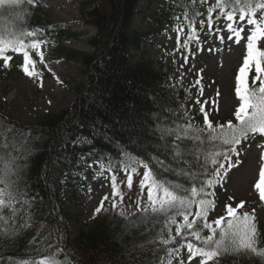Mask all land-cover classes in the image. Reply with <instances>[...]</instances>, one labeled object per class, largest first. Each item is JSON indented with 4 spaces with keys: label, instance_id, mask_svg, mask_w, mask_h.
Returning a JSON list of instances; mask_svg holds the SVG:
<instances>
[{
    "label": "trees",
    "instance_id": "1",
    "mask_svg": "<svg viewBox=\"0 0 264 264\" xmlns=\"http://www.w3.org/2000/svg\"><path fill=\"white\" fill-rule=\"evenodd\" d=\"M139 1L87 0L80 4V20L96 30L89 41V54L64 47V42L75 35L47 22L36 0L32 5L24 0L15 8L0 10V33L13 32L25 21L28 30H35L45 45L53 47L55 59L81 63L87 82L71 106L32 125L0 114V128L12 129L0 138V168L9 161L15 168L9 183L0 185L5 193L10 187L15 194L11 207L0 216V264L40 261L49 255H56L60 264H161L166 257L169 246L160 243L167 229L163 218L157 224L142 222L144 214L139 211L126 216L103 213L75 236L61 224V181L78 171L80 159L89 164L110 162L115 171L131 170L136 161H148L150 155L164 158L165 146L175 135H167L168 129L192 124L186 108L190 88L174 79V71L162 64L136 61L133 57L132 53L140 50L149 36L134 29ZM185 13L194 24L200 4L176 0L175 5H168L155 21L157 32L164 31L171 22L181 23L189 31ZM6 54L12 56L11 51ZM36 69L39 72L38 64ZM186 143L191 146V141ZM204 150L211 153L215 149L205 144ZM218 159L224 162L222 157ZM164 175L184 182L172 173ZM214 187L207 191L212 193ZM3 198L9 204L8 195ZM207 199L213 200L212 195ZM37 200L45 205L38 215L49 231L31 239L28 226ZM255 220L257 248L264 249V225L262 220ZM216 260L217 264H264V258L254 254L231 251Z\"/></svg>",
    "mask_w": 264,
    "mask_h": 264
},
{
    "label": "rangeland",
    "instance_id": "2",
    "mask_svg": "<svg viewBox=\"0 0 264 264\" xmlns=\"http://www.w3.org/2000/svg\"><path fill=\"white\" fill-rule=\"evenodd\" d=\"M36 1L42 6L47 22L76 35L64 43L66 48L85 53L91 52L89 41L94 36L95 30L85 26L79 20L78 14L80 4L87 0ZM191 1L202 3L201 0ZM173 3L175 0H140L134 29L149 36L143 41L142 50L133 52V57L136 61L162 64L164 68L174 71V79L181 80L183 86L190 88L186 108L193 125L205 127L203 113L199 111L202 104L214 126L218 123L226 124L230 119L236 123L234 112L239 101L235 95V77L246 55V40H241L240 44L227 40L228 34L224 30L226 22L223 17L219 20L213 17V32L209 33L204 12L196 23L199 41L193 40L189 43L188 49L181 47L177 51L176 30L182 26L173 25L165 32L159 33L155 23L166 5ZM214 3L215 0H207V3H202L203 8H209ZM200 20L205 21L203 30L200 28ZM217 26L222 29L219 34L225 37L223 43L216 38L217 33L214 30ZM245 26L246 30L251 27ZM182 28L184 31L180 36L181 45L188 36V31ZM29 51L38 63L42 74L40 76L29 77L23 72L22 53H12L14 60L11 66L5 67L0 60V114L11 115L22 123L32 125L47 115H56L71 106L86 84V73L81 63L53 59L51 48L45 44H42L40 49L44 56L43 63L34 50ZM186 55L187 63L184 62ZM254 75L253 71L249 80ZM196 80H200L199 85H196ZM197 99L201 103H196ZM204 101L208 103L204 104ZM238 147H240V150H237L239 155L232 156L234 167L223 175V179L215 185L212 192L215 208L209 214V221L221 215L226 216L225 205L236 206L243 201L239 199L241 196H237L238 192H249L254 189L257 194L256 199L244 204V208L239 209L238 213L249 211L255 218L262 220L264 225V201L259 199V192L255 187L259 181L260 168L263 166L261 154L264 153V136L260 134L250 136L248 140H242L236 148ZM224 164L227 168L228 162L225 161ZM104 166L95 162L89 164L86 160L80 159L77 164L78 171L70 173L67 179L61 181L63 210L61 224L72 235L86 231L92 221L102 213L112 215L123 212L126 216L137 211L138 200L141 206L146 201L147 189L145 188L141 193L139 186L144 172L142 166L134 165L136 173L133 174V185L130 189L127 186L125 169L117 171L112 169L110 173L106 169L101 170ZM112 174L116 175L117 184L124 197L122 202L119 197L115 198L118 205L116 209L111 207ZM106 195L109 199L104 201L103 208L97 212L96 209L100 208V202ZM44 206L43 202L37 200L31 209L32 218L28 226L31 239L49 231L38 215ZM182 219L178 218L177 221L182 222ZM189 219L191 220L192 217ZM171 235L175 236V225L172 226ZM207 235H210V232L203 229V236ZM169 238L166 229L161 239ZM167 246L174 247L172 243ZM187 255L186 248H182L180 257L174 258L172 264H179L180 259H184L185 264H188ZM199 259L201 258H196ZM161 264H167V257ZM208 264H217V260L214 258Z\"/></svg>",
    "mask_w": 264,
    "mask_h": 264
},
{
    "label": "snow or ice",
    "instance_id": "3",
    "mask_svg": "<svg viewBox=\"0 0 264 264\" xmlns=\"http://www.w3.org/2000/svg\"><path fill=\"white\" fill-rule=\"evenodd\" d=\"M28 5H32L34 0H26ZM207 3V0H201ZM24 3V0H0V10L5 8H15ZM219 10L217 20L223 17L227 40L240 44L241 40H246V55L243 63L239 67L235 77V95L239 101L235 109V121L230 119L226 124H216L209 119V113L203 104L199 111L203 113V124L201 128L191 123L187 125H177L174 129H168L167 135H174V139L165 146L164 158L160 155H150L148 161L140 159L137 164L144 168L142 179L139 182L141 193L147 189V197L143 206L140 201L136 203V209L142 212V222L149 223L155 221L160 223L163 218L164 226L167 227L169 239H161L160 243L164 246L170 243L176 247L166 249L167 264H172L174 258L181 255V249L186 248L188 264H208L209 261L220 256L225 252H233L242 255L254 254L264 258V249L257 248L258 229L255 216L249 211L238 213L239 209L244 208L241 201L236 206L225 205L226 216H218L209 221V212L215 208V202L207 199L212 195L208 189L213 188L226 175L228 170L234 167L232 156H238L236 146L242 140H248L250 135L260 134L264 136V0H215L214 5L207 9V28L209 33L213 32V13ZM238 13V19H237ZM258 13L260 14L258 16ZM200 15V13H196ZM179 19V17H177ZM187 21L189 33L180 43V36L184 29L177 28V51L181 47L188 49L189 43L193 40L199 41L197 30L193 21L188 19L187 13L184 15ZM205 21L200 20V28L203 30ZM251 26L247 28L246 26ZM216 38L224 42V35H220L222 29L217 26ZM45 41L35 30H28L25 21H22L13 32L0 33V60L7 67L12 56L7 55L9 51L23 54V72L29 77L42 75L36 69L37 61L30 55V49L34 50L39 56L41 63L44 61L43 52L40 51ZM188 56H184L187 63ZM254 71L255 75L251 78L250 74ZM257 82H259L257 86ZM200 80H196V85ZM195 87V85H194ZM203 94V88H200ZM196 103H201L199 99ZM208 101H204L207 104ZM12 129L7 131L0 128V138L5 137ZM164 138L163 136L161 137ZM191 141V146L186 143ZM205 144H211L215 149L211 153L204 150ZM5 147L7 144L5 143ZM222 157L225 164L218 158ZM3 156H0V160ZM209 164L212 167H209ZM91 167V165H89ZM112 172L111 163L106 164L101 170ZM223 170V174H222ZM15 173L14 164L9 161L0 168V185L9 183L8 177ZM127 175V186L130 189L133 185V174L136 168L129 171L125 168ZM172 173L180 178L178 182L168 179L164 174ZM111 196L113 202L111 207L117 208L116 197L122 202L124 197L116 181V175H111ZM259 192V199L264 201V166L259 171V181L255 185ZM9 197V204H5L4 195ZM15 199V194L11 188L5 193L0 188V216L4 214L5 208L11 207V201ZM109 196H105L100 202L99 212L103 208L104 201ZM231 199V198H230ZM195 206V212L192 211ZM124 213L121 212V216ZM182 217V222H178L176 217ZM189 217H192L190 220ZM175 225V236L171 235L172 226ZM215 225V226H213ZM207 229L211 234L202 236L201 231ZM217 235L219 238L217 239ZM179 238V239H177ZM193 239L198 243H194ZM199 257L201 259L196 260ZM67 259V258H65ZM22 264H59L56 255H49L40 261L24 260ZM179 264H185L184 259L179 260Z\"/></svg>",
    "mask_w": 264,
    "mask_h": 264
},
{
    "label": "bare ground",
    "instance_id": "4",
    "mask_svg": "<svg viewBox=\"0 0 264 264\" xmlns=\"http://www.w3.org/2000/svg\"><path fill=\"white\" fill-rule=\"evenodd\" d=\"M75 5V4H74ZM75 13H76V7H75ZM237 150H240V147L237 148ZM261 161L263 163V166H264V153L261 154ZM258 193V192H257ZM256 192H254V189L249 191V192H238L237 193V196H241L239 199L243 200L244 201V204H246L247 202H251L253 201V199H256ZM258 197H259V193H258Z\"/></svg>",
    "mask_w": 264,
    "mask_h": 264
}]
</instances>
